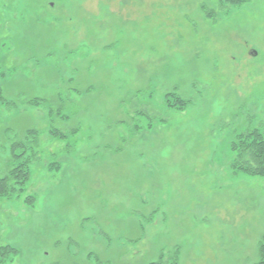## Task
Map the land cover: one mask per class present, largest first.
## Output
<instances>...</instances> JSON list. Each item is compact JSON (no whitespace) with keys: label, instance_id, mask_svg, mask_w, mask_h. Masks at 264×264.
<instances>
[{"label":"rangeland","instance_id":"obj_1","mask_svg":"<svg viewBox=\"0 0 264 264\" xmlns=\"http://www.w3.org/2000/svg\"><path fill=\"white\" fill-rule=\"evenodd\" d=\"M252 128L264 0H0V264L257 263Z\"/></svg>","mask_w":264,"mask_h":264},{"label":"trees","instance_id":"obj_2","mask_svg":"<svg viewBox=\"0 0 264 264\" xmlns=\"http://www.w3.org/2000/svg\"><path fill=\"white\" fill-rule=\"evenodd\" d=\"M229 4H236L244 0H227ZM4 99V98H2ZM33 131V130H31ZM233 150L237 153L235 167L239 170L248 172L251 175H264V132L258 128H252L239 134L232 145ZM15 153L13 158L15 159ZM7 171L0 175V194L11 193L14 188L23 184L29 175V169L26 162L17 163L10 160ZM260 251L261 259L255 264H264V233L262 237ZM12 250L10 246H4L3 250ZM13 251V250H12Z\"/></svg>","mask_w":264,"mask_h":264},{"label":"water","instance_id":"obj_3","mask_svg":"<svg viewBox=\"0 0 264 264\" xmlns=\"http://www.w3.org/2000/svg\"><path fill=\"white\" fill-rule=\"evenodd\" d=\"M252 54H253V55H256V54H257V52L253 50V51H252Z\"/></svg>","mask_w":264,"mask_h":264},{"label":"flooded vegetation","instance_id":"obj_4","mask_svg":"<svg viewBox=\"0 0 264 264\" xmlns=\"http://www.w3.org/2000/svg\"><path fill=\"white\" fill-rule=\"evenodd\" d=\"M51 4L53 5L54 4V2H51ZM55 5V4H54Z\"/></svg>","mask_w":264,"mask_h":264}]
</instances>
